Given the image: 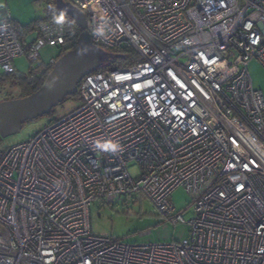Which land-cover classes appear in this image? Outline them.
I'll use <instances>...</instances> for the list:
<instances>
[{
    "label": "built area",
    "instance_id": "2783aa9c",
    "mask_svg": "<svg viewBox=\"0 0 264 264\" xmlns=\"http://www.w3.org/2000/svg\"><path fill=\"white\" fill-rule=\"evenodd\" d=\"M68 1L92 43L137 61L85 75L78 107L0 146V264H264V101L247 69L264 68V0ZM68 37L49 18L21 38L3 12L0 77L20 56L53 64ZM176 188L192 199L170 218L189 227L179 241L91 230L96 201L145 196L171 215Z\"/></svg>",
    "mask_w": 264,
    "mask_h": 264
},
{
    "label": "rangeland",
    "instance_id": "374dc122",
    "mask_svg": "<svg viewBox=\"0 0 264 264\" xmlns=\"http://www.w3.org/2000/svg\"><path fill=\"white\" fill-rule=\"evenodd\" d=\"M68 1V0H66ZM54 2V3H53ZM49 3L47 0H0L1 10L10 16L11 20L19 28L37 18L49 19L50 6H55V0ZM57 19L70 32L69 26L64 23L62 18ZM24 34L28 40L35 35L36 25ZM21 31L23 29H20ZM40 59L47 60L58 54V49L44 46L40 51ZM14 70L26 73L30 69V63L25 56L16 58L13 62ZM248 74L255 89L260 90L264 101V68L260 62L252 58L247 65ZM18 90L14 86L0 85V101L6 97L16 96ZM81 104L77 98H72L61 102L54 107L53 111L47 115L36 119L25 121L19 132L7 137L0 136V146L5 148L22 142L29 138L31 134L47 125L54 119L66 115L71 110ZM128 170L133 176H136L140 169L135 164H129ZM174 209L172 214L164 215L158 208L145 196L136 195L131 199L123 197L116 198L109 204H102L96 201L91 206L90 225L95 234L110 236L131 244L164 243L170 241H179L187 237L189 227L186 223H176L171 221V216L183 211L182 215L187 221L192 212L186 209L191 202V195L183 188H176L172 191L170 197ZM186 209V210H185Z\"/></svg>",
    "mask_w": 264,
    "mask_h": 264
},
{
    "label": "water",
    "instance_id": "95a60500",
    "mask_svg": "<svg viewBox=\"0 0 264 264\" xmlns=\"http://www.w3.org/2000/svg\"><path fill=\"white\" fill-rule=\"evenodd\" d=\"M55 8L71 17L80 29L77 43L56 59L36 91L24 97L0 101L1 137L19 132L25 121L49 114L65 97L77 92V86L85 75L95 71L111 56L109 51L92 43L82 10L64 0H55Z\"/></svg>",
    "mask_w": 264,
    "mask_h": 264
},
{
    "label": "trees",
    "instance_id": "16d2710c",
    "mask_svg": "<svg viewBox=\"0 0 264 264\" xmlns=\"http://www.w3.org/2000/svg\"><path fill=\"white\" fill-rule=\"evenodd\" d=\"M47 1H49V3L53 2V0H47ZM49 13L50 15L48 17L62 18L65 21L64 23H66L70 28L69 34L71 35V37L70 38L68 37L67 39L69 42L68 43L69 47L68 49H62L60 53L58 54V57H59L67 50L75 47L77 40H78L79 33H80V29L75 25L74 20L71 17L58 11L55 8V6H50ZM45 19L37 18L25 25H22L21 26L22 28H19L17 25H15V23L14 25H15L18 35L21 38H23L24 34H27V32L32 29L31 28L32 26L34 25L37 26L40 22H42ZM20 29H23V30L21 31ZM109 51L111 53L110 58L107 61H105L96 70H108V69L126 67V66L132 65L133 63L137 61L136 53L129 47L112 48V49H109ZM52 65H53L52 63H40L39 66L29 69L26 73L14 71L12 73L1 76L0 77L1 86L2 85L14 86L18 90V94L16 96L6 97L4 100L24 97L36 91L43 84L46 75L52 68ZM72 98L79 99L78 92H76L73 95L65 97L63 102L65 100L72 99ZM53 109L50 111V113L53 111Z\"/></svg>",
    "mask_w": 264,
    "mask_h": 264
},
{
    "label": "crops",
    "instance_id": "0c3cea01",
    "mask_svg": "<svg viewBox=\"0 0 264 264\" xmlns=\"http://www.w3.org/2000/svg\"><path fill=\"white\" fill-rule=\"evenodd\" d=\"M3 15V10H1V16ZM1 16H0V18H1Z\"/></svg>",
    "mask_w": 264,
    "mask_h": 264
}]
</instances>
